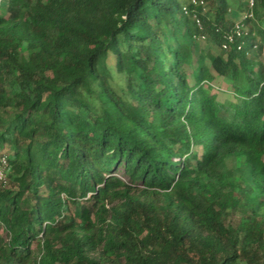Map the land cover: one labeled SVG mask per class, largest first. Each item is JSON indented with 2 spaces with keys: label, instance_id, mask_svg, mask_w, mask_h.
I'll list each match as a JSON object with an SVG mask.
<instances>
[{
  "label": "trees",
  "instance_id": "1",
  "mask_svg": "<svg viewBox=\"0 0 264 264\" xmlns=\"http://www.w3.org/2000/svg\"><path fill=\"white\" fill-rule=\"evenodd\" d=\"M203 1L0 0V264H264V0Z\"/></svg>",
  "mask_w": 264,
  "mask_h": 264
},
{
  "label": "rangeland",
  "instance_id": "2",
  "mask_svg": "<svg viewBox=\"0 0 264 264\" xmlns=\"http://www.w3.org/2000/svg\"><path fill=\"white\" fill-rule=\"evenodd\" d=\"M207 9V8H206ZM244 17V14H237L236 16L233 17V21L238 22L239 20H241ZM199 45V50L198 52H210L212 54H216L218 52V49L208 40V39H200L198 42ZM198 52H196L195 54H198ZM214 85L217 86H222V89H225V86L221 83V80H216L214 82ZM220 97H226L225 95H221ZM11 113H5L3 110L0 109V118L2 119V121L5 123L8 120L11 119ZM199 149V148H196ZM5 151L10 155L11 154V150L9 149V147L5 146ZM220 171L224 174H226L229 177H242V179L244 181H246L247 183L250 182V174H249V168L248 166H246V164L244 163L243 158H235V157H231L228 158L224 161V163L220 166ZM119 175H121L119 173Z\"/></svg>",
  "mask_w": 264,
  "mask_h": 264
},
{
  "label": "built area",
  "instance_id": "3",
  "mask_svg": "<svg viewBox=\"0 0 264 264\" xmlns=\"http://www.w3.org/2000/svg\"><path fill=\"white\" fill-rule=\"evenodd\" d=\"M245 1H246L247 5L250 8L253 7L254 0H245ZM191 3H192V5H194L196 7L197 6H200L203 9L205 8V3H204L203 0H191ZM184 12H185V14H187L186 8H184ZM244 17L251 18L252 17V14L249 13V14L245 15ZM193 19L195 20L196 25L198 27H200V23H199V20L197 19V16L196 15L193 16ZM241 28H242V25H240L239 23H236L235 24L234 35L236 37H240L241 36V34H242ZM226 40L229 43H231L234 40L233 39V35H228L226 37ZM223 48H226V45L223 46ZM8 171H9V155L4 150L0 149V187L6 186V184H7V173H8Z\"/></svg>",
  "mask_w": 264,
  "mask_h": 264
}]
</instances>
